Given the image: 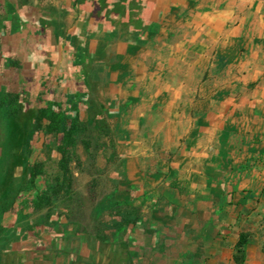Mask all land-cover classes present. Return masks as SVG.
I'll list each match as a JSON object with an SVG mask.
<instances>
[{"label":"crops","instance_id":"0c3cea01","mask_svg":"<svg viewBox=\"0 0 264 264\" xmlns=\"http://www.w3.org/2000/svg\"><path fill=\"white\" fill-rule=\"evenodd\" d=\"M0 50L124 158L89 229L6 213L0 264H264V0H0Z\"/></svg>","mask_w":264,"mask_h":264},{"label":"rangeland","instance_id":"374dc122","mask_svg":"<svg viewBox=\"0 0 264 264\" xmlns=\"http://www.w3.org/2000/svg\"><path fill=\"white\" fill-rule=\"evenodd\" d=\"M33 75H36L35 68H24L23 60L17 59L13 52L0 50V233L4 231L2 221L8 212L22 214L35 225L44 220L47 210L54 215L71 216L84 230L89 229L98 213L109 210V204H106L109 180L114 178L124 158L113 153L115 143L107 137L109 132L90 123L86 132L92 144L89 153L73 132L75 119L79 116L77 107H68L62 98L44 97V92L32 87ZM46 89L43 90L47 92ZM47 107L58 110L64 117L52 134H47L41 127L48 122ZM14 108L18 109L17 115L12 113ZM65 144H70L72 153L71 186L53 199L50 209L38 210L34 206L38 193L61 181L57 147ZM26 145H30L29 154L25 152ZM36 162L44 163L45 172L39 176L34 188H28L29 168ZM260 236L264 263V226Z\"/></svg>","mask_w":264,"mask_h":264},{"label":"trees","instance_id":"16d2710c","mask_svg":"<svg viewBox=\"0 0 264 264\" xmlns=\"http://www.w3.org/2000/svg\"><path fill=\"white\" fill-rule=\"evenodd\" d=\"M12 113L17 115L18 109L14 108ZM48 122L41 124L44 131L47 134H52L59 127L63 121V115L56 109L52 107H47L45 110ZM89 130V123L82 121L79 116L76 117L73 126V132L78 136L81 143L84 145L85 149L91 153V141L86 137V132ZM57 151L60 153L59 167L62 173V178L60 182H57L54 186L49 189L42 190L38 193L37 198L34 202L36 209L41 210L44 208L50 209L55 197L60 196L65 189L71 186V174H70V163H71V149L70 144L59 145ZM25 152L29 154L31 152L30 145L25 146ZM45 172V165L42 162L33 163L29 168V178L27 181L28 188H34L36 186L39 176ZM247 233H241L240 239L237 246V252L235 255L236 262H240L244 256V246L248 240Z\"/></svg>","mask_w":264,"mask_h":264}]
</instances>
